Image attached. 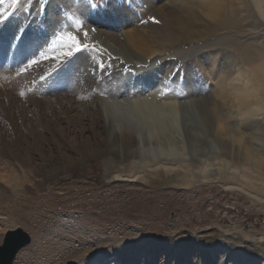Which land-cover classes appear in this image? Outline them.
I'll use <instances>...</instances> for the list:
<instances>
[{
    "label": "rangeland",
    "instance_id": "1",
    "mask_svg": "<svg viewBox=\"0 0 264 264\" xmlns=\"http://www.w3.org/2000/svg\"><path fill=\"white\" fill-rule=\"evenodd\" d=\"M54 1L20 0V3H15V0H3L0 3V24L3 25L12 16L32 18L39 14L42 17L47 6ZM66 1L75 10L69 14L63 9L65 13L62 18L67 21L65 25L57 27L51 46L54 59L68 63L83 52L92 53L104 60L105 78L114 75L124 76L123 72L137 74V77L151 72L155 84L139 94L141 98L147 99L149 103L157 106V111L165 113L168 121L167 134L170 139L166 143V154L159 158L163 164H160L161 169H158V172L146 166L151 163L152 156L149 158L146 156L144 158L134 157L126 163L123 161V156L124 154L129 155L128 149L123 146L124 149L120 148L121 145L107 148L109 154L94 166L95 172L92 174L90 172L87 175L88 178L95 177L92 179L95 185H90L86 190H80L81 185L79 184L74 187H64L61 190L48 189L33 192L34 183L24 182V184V179L30 180L31 178L34 182L42 181L45 174L39 176L38 173H34L35 176L32 174L33 169L10 161L3 148V159L0 162V245L5 234L10 230L21 228L31 236V243L19 251L13 264H43L41 260L46 258L48 252L53 248L60 247L56 242L51 241L52 236L47 237L46 226L44 228L36 226L37 223L44 221L42 214L33 208L25 211L26 213L31 212L30 217H25L20 206L26 197L42 201L41 196L49 197V195L52 198L48 204L53 207V210L59 212V217L64 223H69V221L73 223L76 220L74 224L69 223L71 224L70 229L77 238L87 242L88 248L90 247V252L85 255V259L73 260L70 264H86L96 257L102 259V264H127L130 259L125 260L120 256L128 249L129 245L142 246L144 241L149 238L175 237L180 234H187V236L201 241L207 239L215 242L218 244V251H222L219 254L221 257L223 256L226 264H240L242 256L257 259L255 264H264V164H245L241 161V164H229V167L224 169L222 158L218 157L220 149L214 137L218 133V126H215L212 136H205L197 123L195 111L191 109L195 100L216 101L218 105L222 101H227L237 105L243 99H241L242 97L237 98L236 92L245 95L251 90H257L254 91L260 100L257 103L264 105V84L256 80L252 67L245 61L246 51L252 54L254 52L255 63L259 61L256 64L264 67V21L256 12L251 0H210L211 3L220 2L224 11L226 9L229 12L230 10L227 8L230 6L234 8L238 13L241 27L231 31L212 32L211 28L214 22L205 14L200 13V23L195 26V30L205 34L206 38L191 44L169 47L155 57L148 58L144 64L128 63L121 60V57L105 44L103 37L95 29L108 33L113 32L120 37V41L125 42V30L117 16V7L131 9L140 20L138 25L141 29L149 32L152 26L160 27L158 23L154 22L156 19L151 15L150 7L145 0ZM168 1L159 0L155 2V5L167 6ZM183 1L187 2L188 5L184 4L187 8L191 0ZM36 4H38V8L33 12ZM107 10L112 11L111 13L117 20L116 26L112 25L107 18ZM82 12L86 13L82 16ZM23 22L26 26L30 24V21L27 20ZM101 22L103 25H99ZM22 31L16 37L17 42H20L23 37L24 31ZM69 32L78 35L79 38H83V33L87 32L88 36L86 39H82V42L88 44V49L74 52L72 56L65 55L69 50L65 46L67 41L61 40L60 37ZM233 42L237 44L233 46ZM242 50L243 52H241ZM162 66H165L163 73L160 72ZM252 80L256 84H253ZM236 89H242L241 93ZM35 90L37 92L39 87ZM260 94L261 96H259ZM26 100L27 98L23 99V101ZM86 102V105L90 104L89 108L93 110V113L100 116V111L96 106L97 103H100L99 98L91 97L86 99ZM172 106L178 107V114L170 111ZM226 109L233 118L236 117L230 121L232 126L237 124L236 122H239L242 127L246 124L245 121L242 122L243 119L238 113L239 108L230 109L227 106ZM261 114L254 119L257 121L254 127L259 129V138L263 139L264 112ZM188 117L191 120L194 119L190 123L193 126L191 128L192 139L190 140L187 139L183 129L184 124L189 123ZM81 122L89 125L86 117L82 118ZM236 147L240 148V144L236 143ZM29 154L36 157L35 152ZM262 158L264 159V156ZM199 160L201 162H198ZM190 163H195V170L199 173L198 177H191L186 173L184 167H188ZM44 165L46 166V164ZM42 166L38 167L37 164L35 171L41 169ZM53 171L51 168L46 174H53ZM121 175L124 176L121 177ZM110 179L112 182H108ZM188 181L190 182L188 183ZM78 186L80 187L78 188ZM27 194L28 196H26ZM95 194H97L96 197ZM73 195L80 198L76 199ZM160 196L189 204V208L185 212L186 210L174 206L166 207L162 220H155L154 217L155 219L149 221L144 219L131 221L126 218L128 213L136 214L137 209L134 210L135 206L133 205L135 200L143 201V204L148 206L151 200ZM65 202L68 205L63 208L62 204L64 205ZM92 202L95 203V207H92ZM194 203H198L200 206L202 203L203 208H191ZM32 205L35 203L29 204L30 207ZM73 205H76L77 209L71 207ZM155 206L158 211L163 212V204L158 203ZM81 208L92 212L96 218L100 217V222L88 220L90 223L85 224V227L81 223L76 226V222L84 217V210ZM112 212L115 216L108 218L107 215ZM44 225L45 222H42L41 226ZM34 230L40 231L42 235L39 240L42 250L39 251H36V246H34ZM48 242H52L51 246L48 245ZM72 242L78 246L76 240ZM19 254L20 258H18ZM167 254L165 248L162 251H157L158 260L154 264H162L166 260H164V256ZM130 257L132 258L133 255ZM146 263L143 262V264ZM147 264L152 263L148 261Z\"/></svg>",
    "mask_w": 264,
    "mask_h": 264
},
{
    "label": "bare ground",
    "instance_id": "2",
    "mask_svg": "<svg viewBox=\"0 0 264 264\" xmlns=\"http://www.w3.org/2000/svg\"><path fill=\"white\" fill-rule=\"evenodd\" d=\"M145 1L150 7L151 15L159 21L161 28L152 26L149 32L141 29L138 25L140 20L131 9L117 7V16L125 30V42L120 41V37L113 32L108 33L95 29L103 37L105 44L112 48L124 62L144 64L148 58L155 57L169 47L191 44L206 38L205 34L195 30V26L200 23V13L205 14L214 22L212 32L231 31L241 27L235 9L230 6L227 8L229 12L225 8L224 11L222 4L218 1L211 3L210 0H191L187 8L184 6L187 2L183 0H169L167 6L155 5V2L159 0ZM251 2L264 21V0H251ZM37 6L38 4L34 6L33 12L36 11ZM63 9L69 14L75 10L68 4V1L55 0L47 6L42 17L39 14L32 18L12 16L6 23L3 21V25L0 24V162L3 159L4 148V153L10 161L33 169V175L38 173L37 175L43 176L45 174L43 178L41 177L42 181L34 182L31 178L30 180L24 179L23 183H34L33 192L48 189L61 190L64 187H74L79 184L81 185V187L78 186L80 190H86L90 185H95L92 180L95 177L88 178L87 175L95 172L94 166L109 154L107 148L115 145H121L120 148L123 146L130 151L129 155L124 154L123 156V161L126 163L134 157L149 158L152 156L151 163L145 164L158 172V169H161L160 164H163L159 158L166 154V143L170 139L167 134L168 121L165 113L157 111V106L141 98L139 94L155 84L154 76L151 72L140 77H137V74L121 72L124 76L114 75L105 78L104 60L88 52H83L68 63L54 59L51 46L57 27L65 25L67 21L62 18L65 13ZM111 12L107 10L106 16L110 23L116 26L117 20ZM84 13L82 12V16ZM25 20L30 21L29 26L24 25ZM94 22L98 24L96 20ZM22 30L24 31L23 37L20 42H17L16 37ZM235 44L237 43H232L233 46ZM253 54L246 51L245 61L252 67L250 68L256 80L264 84V67L256 64L259 61L255 63ZM33 59L39 63L28 67ZM97 65L103 67L98 69ZM164 71L165 66H162L160 72ZM38 87L39 90L36 92L35 89ZM239 91L241 93L242 89ZM254 91L251 90L245 95L236 92L238 94H235L236 97L243 99L237 105L227 101H222L218 105L216 101L195 100L191 107L195 111L197 123L205 136H212L215 126H218V133L216 132L217 135L214 137L220 149L218 157L222 158L224 169L229 167V164H241V161L245 164H264L262 158L264 138H259L260 131L254 127L257 124L254 119L262 115L264 105L257 103L259 99ZM91 97L100 100L99 104L96 102L100 116L93 113V110L89 108L90 104L86 105V99ZM25 98L27 100L23 101ZM227 106L230 109L239 108L238 113L243 119L242 122H246L243 127L239 122H236L234 126L231 125L230 121L236 117L233 118L227 112ZM178 110L176 106L170 108L174 114H178ZM85 117L89 125L81 122ZM241 117L238 118L241 119ZM192 120L189 118V123H185L183 128L188 140L192 139L191 128L193 126L190 124ZM236 143L240 144V148L236 147ZM30 152H35L36 157H32ZM208 159L211 158L208 157ZM37 164L38 167L42 164L43 166L35 171ZM194 164L190 163L184 168L191 177H198L199 173L195 170ZM140 167H142L141 164ZM51 168L54 170L53 174H46ZM111 180L108 182H112ZM73 196L76 199L80 198ZM40 198L43 200L36 201L34 198L26 197L20 206L25 217L31 216V212H25L29 209L34 208L40 212L44 217L42 222H45V225L41 226L42 222H39L36 226L39 228L46 226L47 237L52 236L51 241L60 245L59 248L51 249L46 258H42V263L70 264L73 260L85 259V255L90 252L87 242L77 238L70 229L71 224L69 223L72 222L64 223L59 217V212L53 210V207L48 204L52 196H41ZM135 201L133 205L134 210L137 209L136 214L131 212L126 217L131 221L141 219L149 221L154 217L155 220H162L166 207L174 206L186 210L185 212L189 208V204L177 202L175 199H166L163 196L151 200L148 206L143 204V201ZM34 203L35 205L29 206ZM158 203L164 205L163 212L156 209L155 205ZM66 205L68 204L65 202L62 207L65 208ZM91 205L96 206L93 202ZM71 207L77 209L76 205ZM48 208L53 211H48ZM191 208H203V206L202 203L201 206L194 203ZM81 209L84 210V217L76 222V226L81 223L85 227L90 220L100 222V217L96 218L92 212ZM111 216H115L113 212L107 215L108 218H112ZM38 230L33 231L36 251L42 250L39 243L42 235ZM153 238L145 240L142 246L129 245L130 248L128 246L120 257L125 260L130 259L127 264H143L144 261L154 264L158 260L157 251L165 248L168 256H164L166 260L162 264H226L223 256L219 254L222 251H218V244L207 239L201 241L187 234ZM73 240L77 241L78 246L74 245ZM51 243L48 242V245L51 246ZM250 258L242 256L240 264L257 262V259ZM101 261V258L96 257L86 264H102Z\"/></svg>",
    "mask_w": 264,
    "mask_h": 264
},
{
    "label": "water",
    "instance_id": "3",
    "mask_svg": "<svg viewBox=\"0 0 264 264\" xmlns=\"http://www.w3.org/2000/svg\"><path fill=\"white\" fill-rule=\"evenodd\" d=\"M31 243V236L21 228L5 234L0 245V264H13L20 250Z\"/></svg>",
    "mask_w": 264,
    "mask_h": 264
},
{
    "label": "snow or ice",
    "instance_id": "4",
    "mask_svg": "<svg viewBox=\"0 0 264 264\" xmlns=\"http://www.w3.org/2000/svg\"><path fill=\"white\" fill-rule=\"evenodd\" d=\"M2 2H3V0H0V3H2ZM15 3H20V0H15ZM154 22L158 23L159 21L154 20ZM87 36H88L87 32L83 33V38H79L78 35L73 34L71 32L67 33L66 35H62L60 37V39L67 41L65 46L69 49L65 53V55L72 56L74 52H81V51L87 50L89 47L88 44L82 42V39H86ZM45 58H47V57H45ZM37 63H39V61L33 59L32 61H30L28 67H31L33 64H37ZM102 67L103 66H101V65H97L98 69L102 68ZM165 86H167V85H165Z\"/></svg>",
    "mask_w": 264,
    "mask_h": 264
}]
</instances>
